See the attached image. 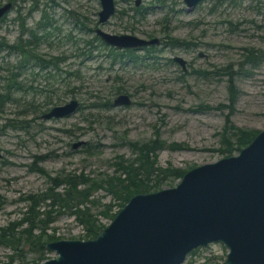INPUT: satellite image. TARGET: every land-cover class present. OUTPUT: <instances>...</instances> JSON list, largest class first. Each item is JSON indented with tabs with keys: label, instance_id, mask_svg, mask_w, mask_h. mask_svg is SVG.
Instances as JSON below:
<instances>
[{
	"label": "rangeland",
	"instance_id": "374dc122",
	"mask_svg": "<svg viewBox=\"0 0 264 264\" xmlns=\"http://www.w3.org/2000/svg\"><path fill=\"white\" fill-rule=\"evenodd\" d=\"M8 1L13 6L0 19V40L11 44L19 34L22 40L30 37L21 27L23 18V26L38 37L29 47L59 63L45 71L33 63L22 66L17 81L26 90L15 92L17 104L7 103L0 111V227L23 217L28 195L51 187L62 192L64 185L54 189V177L118 175L117 165L138 159L140 149L155 139L164 142L149 153L156 165L186 172L238 154L242 148L224 151L235 143L230 134L235 129L253 130L255 136L264 130V0H200L191 11L183 0H140L137 6L136 0H115L116 12L104 24L97 23L99 0H0V6ZM97 27L111 34L158 37L161 43L155 49L114 48L110 53V46L94 38ZM169 39L185 44L173 46ZM92 41L93 47L86 43ZM175 56L186 61L185 70L172 60ZM20 59L0 50V93L3 79L24 65ZM121 93L131 103L113 106ZM72 99L79 107L70 116L40 118ZM36 166L46 174L33 170ZM181 178L166 174L158 190L176 186ZM89 198V212L107 226L112 219L101 212L111 203V213H117L118 202L101 188ZM48 202L40 210L48 209ZM44 231L54 238L47 243L85 240L83 226L66 213ZM46 250L47 259L57 256ZM227 251L210 243L193 250L182 264H225ZM11 254L0 245V264ZM35 255L29 253L28 261Z\"/></svg>",
	"mask_w": 264,
	"mask_h": 264
},
{
	"label": "water",
	"instance_id": "95a60500",
	"mask_svg": "<svg viewBox=\"0 0 264 264\" xmlns=\"http://www.w3.org/2000/svg\"><path fill=\"white\" fill-rule=\"evenodd\" d=\"M191 11L200 0H183ZM140 0L135 4L139 5ZM98 24L115 12L114 0H99ZM12 4L0 6V18ZM94 33L115 49L140 50L158 46V37ZM185 70L186 61L172 59ZM131 103L118 94L113 106ZM78 101L56 105L40 118H64ZM220 243L228 251L225 264H264V130L238 154L186 171L174 187L138 193L92 239H62L46 243L56 257L34 264H182L195 249Z\"/></svg>",
	"mask_w": 264,
	"mask_h": 264
},
{
	"label": "trees",
	"instance_id": "16d2710c",
	"mask_svg": "<svg viewBox=\"0 0 264 264\" xmlns=\"http://www.w3.org/2000/svg\"><path fill=\"white\" fill-rule=\"evenodd\" d=\"M49 1L53 2L54 0ZM138 13H140V17L143 16L142 12L139 10L137 14ZM19 17L21 18V16ZM20 21H22L21 27L24 31L30 34V37L28 36L22 40V34H19L16 40L11 44L6 40H0V50L6 49V51L10 53L20 54L22 60L20 59L19 63H24V65H18V72L3 79L7 82L4 86L3 92L0 93V111L7 103L17 104V101L12 98V95L15 92H24L26 90L23 84L17 81V78L21 74L22 66L24 67L25 65L27 66V64L33 63V65L39 67V70L45 71L50 70L53 66L56 68L59 63L55 62V57L52 59H45L44 57H41V55H37L34 50L29 47L33 42H37L38 37L35 38L36 36L33 34L31 28H25L23 26V18H21ZM35 28L39 30L40 26L38 25ZM94 38L95 40H100L97 36H94ZM167 42H170L173 46L185 44L184 41L178 39H169ZM86 43L93 47V41ZM100 43L104 44L102 41ZM148 48L155 49L154 46L145 47L144 49ZM113 49L114 48L111 47L109 48L110 53ZM228 75L231 83L230 86H233L231 82V73H228ZM235 98V92H233L228 104V108H230L229 113L233 111V102ZM33 105H35V103L29 105V107ZM41 105L44 104H40L39 108ZM207 107L211 108L210 106ZM228 116L229 114L225 118L227 123H229ZM230 126L231 125H228L227 127ZM231 130L232 127L226 129V132L230 133ZM230 134L235 138V143H228L226 150H224L227 153H231L234 149L240 150L249 144L255 136V131L239 128L235 129ZM153 142H155V145H152ZM153 142L144 145L140 149L138 159L126 164L121 163L117 165V170L119 171L118 175L111 174L105 176L104 179H93V177L89 178L84 174L76 175L69 173L59 175L54 177L51 181L53 187L55 186L59 188L64 185L62 192H55L51 187L47 189L48 191L46 190L40 194L28 195L25 198L28 201V206L23 213V217L20 220L9 223L5 227H0V245L6 246L13 251V255L11 254L9 256V260L5 264H34L46 260L47 257H45V255L47 250L45 245L47 241L54 238L50 236L47 237L44 229L47 227V224L51 223L57 216L63 213L73 215L83 226L85 230V240L95 238L105 225L101 222L100 218L98 219L93 213L89 212L90 209L86 206V203L89 202V197L97 190V188L104 189L111 194L116 199L118 207L121 209L131 196L138 193H148L150 191L158 190L161 183H163L166 174H169L171 177H182L185 173L184 170L168 167L161 168L156 165V158L149 157V153L153 150L164 146V142L160 139H155ZM137 147L139 146L135 145V148ZM43 159L44 156L36 157V162H41ZM135 162H137L136 165L134 164ZM33 170L46 174L44 169L40 166H36ZM46 201H49L46 204L49 208L40 210V205ZM90 202L93 203L94 201L92 200ZM112 206L111 203L106 204L105 210L101 212L103 217L109 218L110 220L113 219L116 212L111 213ZM53 207H56V209H53ZM36 228L40 229L39 234L34 233ZM33 252L36 253L35 257L28 261V254Z\"/></svg>",
	"mask_w": 264,
	"mask_h": 264
},
{
	"label": "flooded vegetation",
	"instance_id": "af4514ba",
	"mask_svg": "<svg viewBox=\"0 0 264 264\" xmlns=\"http://www.w3.org/2000/svg\"><path fill=\"white\" fill-rule=\"evenodd\" d=\"M8 2H10V1H8ZM53 2H54V1H53ZM10 3L13 4L12 2H10ZM114 3H115V0H114ZM2 5H3V4H2ZM135 5H136V4H135ZM12 6H13V5H12ZM12 6H11V9H12ZM136 6H137V5H136ZM115 12H116V4H115ZM115 12H114V14H115ZM114 14H113V15H114ZM113 15H112V16H113ZM0 19H1V18H0ZM109 19H110V18H109ZM109 19H108V20H109ZM144 48H145V47H144ZM144 48H143V49H144ZM130 50H134V49H130ZM140 50H142V49H140Z\"/></svg>",
	"mask_w": 264,
	"mask_h": 264
}]
</instances>
